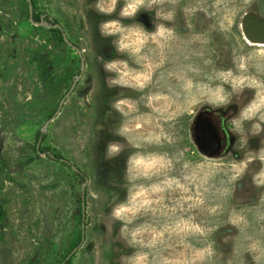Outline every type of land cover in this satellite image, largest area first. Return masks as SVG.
Listing matches in <instances>:
<instances>
[{"label": "rangeland", "instance_id": "374dc122", "mask_svg": "<svg viewBox=\"0 0 264 264\" xmlns=\"http://www.w3.org/2000/svg\"><path fill=\"white\" fill-rule=\"evenodd\" d=\"M34 2L37 24L31 22L28 0H0V211L5 214L0 221V264H120V257L137 250L127 246L121 223L110 215L131 187L124 169L135 149L110 131L124 119L130 120L134 139L161 129L171 137V143L144 145L142 150L168 153L173 168L134 182L158 189L138 198L149 203L128 225L130 230L143 228L145 241L155 237V245L143 249L151 264H182L193 247L208 239L216 241L217 264H226L229 258H240L232 256V249L243 251L248 237L264 241V188L252 184L260 161L249 164L236 183L230 180L235 158L253 155L231 133L229 118L236 105L224 118L229 145L219 155L207 156L197 147L194 132L199 114L206 110L185 111L181 90L185 78L201 80L218 70L242 71L264 80V44L250 46L240 28L246 13L264 16V0H179L165 5L177 9L172 23L177 39L162 52L151 44L146 47L153 62L162 63L143 93L105 83L108 74L100 57H128L113 51L98 25L120 19L123 0L111 15L96 10L98 2L108 0ZM224 13L229 30L220 31L218 21ZM52 20L67 27L64 39L50 29ZM137 20L149 29L157 22L151 23L143 12L123 22ZM203 38L208 43H202ZM241 57L246 60L243 70L238 69ZM74 79L78 87L63 102ZM117 94L138 100V111L130 118L110 110ZM252 95L247 90L236 102L242 106ZM208 119L216 131L223 128V118ZM100 124L103 129L96 131ZM248 130L245 124V135ZM113 140L121 141L124 151L106 160L105 146ZM249 147L264 150V136L252 137ZM187 173L196 178L185 180ZM170 178L180 186L167 188L164 182ZM199 198L203 204L197 203ZM213 206L218 210L210 215ZM234 210L248 222L239 226V233L228 222ZM184 222L220 227L205 238L184 231ZM245 259L253 264L252 257L246 254Z\"/></svg>", "mask_w": 264, "mask_h": 264}, {"label": "clouds", "instance_id": "9594fccd", "mask_svg": "<svg viewBox=\"0 0 264 264\" xmlns=\"http://www.w3.org/2000/svg\"><path fill=\"white\" fill-rule=\"evenodd\" d=\"M120 0H108L107 3L98 2L96 10L101 15H111L116 11ZM179 0H123L119 9L120 19L103 20L98 25L101 37L109 39L113 51L124 54L128 59L110 58L103 60L102 67L106 74L105 83L109 88L123 89L128 88L143 93L152 79V73L156 67L160 66V61L153 62L152 57L145 52L146 47L151 44L161 52L167 48L172 41L177 39L175 28L172 27L173 21L177 16V9L165 7V5L177 4ZM190 12L192 9H182ZM150 16L151 23L157 21L149 29L143 22L137 20L135 23H124L125 18H135L141 13ZM228 13H224L218 21L220 31L229 30ZM202 43H208L207 38H203ZM151 51V50H149ZM246 68V60L240 58L238 69ZM183 93L184 110L203 109L210 111L215 119H221L231 105H236V111L229 118L231 133L240 140L242 145H247L251 156H243L231 166V182L236 183L247 172L249 164L260 161L262 167L252 175V184L258 188H264V150L260 147L253 150L249 147L252 137L264 136V80L255 76L244 75L242 71L234 72L231 69L218 70L214 74L206 75L201 80H194L190 77L181 82ZM247 90H251V99L242 106L236 102V98L243 96ZM149 99H151L149 97ZM110 110L115 111L121 117L130 118L138 111V100L129 96H120L110 103ZM245 124L249 125L248 133L245 135ZM103 125L97 126L96 131L102 130ZM113 135L122 137L123 141L129 144L135 151H132L126 159L124 176L131 184L128 189V196L124 201L116 204L111 209V217L114 221L121 223L120 235L128 247L137 249L131 255L120 257V264H151L149 252L143 249L152 248L156 239L145 241L142 236L144 229L136 227L129 229L128 225L133 223L136 214L140 212L144 204L149 203L147 199L141 202L138 198L150 191L158 190L156 187H145L143 184L134 183L140 178H148L157 175L174 166V160L166 152L143 151L144 145H160L164 142L171 143L169 137L163 129L150 131L148 134L134 139L130 133V120H122L117 127L111 128ZM124 151V145L119 140H113L106 144L104 159L112 160ZM187 167V165H185ZM196 177L192 173H187L185 180L192 181ZM180 186L176 178H170L164 182L167 188L173 185ZM162 190V189H161ZM235 190H233L234 193ZM227 194V190H225ZM203 199L197 200L198 204H203ZM218 206L209 209V214H215ZM264 219V218H262ZM231 225L240 231V225H247L246 217L239 211H233L229 216ZM184 231L199 234L201 237H208L216 232L220 226L202 225L197 223L187 224ZM249 243L240 251L235 246L232 249V256H239V259L229 258L226 264H246V254L252 257L253 264H264V241L248 237ZM218 249L216 241L208 239L201 247H193L191 254L182 264H217ZM164 264H168L167 261Z\"/></svg>", "mask_w": 264, "mask_h": 264}, {"label": "water", "instance_id": "95a60500", "mask_svg": "<svg viewBox=\"0 0 264 264\" xmlns=\"http://www.w3.org/2000/svg\"><path fill=\"white\" fill-rule=\"evenodd\" d=\"M29 2V8H30V18L31 22L37 24L33 19L34 14V6L32 0H28ZM255 17V20L253 21L252 18ZM243 33L245 36V39L247 41H250L251 43L255 44H264V20L259 16H255L254 14H247L243 20L242 24ZM82 73L79 78H81ZM78 80L76 79L73 83V86L69 93L66 95V97L62 100L63 102L66 101V99L72 94L73 90H75ZM55 116L50 120H54ZM200 125V115L198 116L195 126H194V132H195V142L197 144V147L207 156H215L216 154H220L221 152V145L220 141L218 139L217 133L214 131L213 127H210L209 123L204 121V126H201L204 128L205 140L204 143L202 141V137L204 139L203 134H200L199 130ZM200 132V133H199ZM207 143L209 145V148L205 149L204 144Z\"/></svg>", "mask_w": 264, "mask_h": 264}, {"label": "flooded vegetation", "instance_id": "af4514ba", "mask_svg": "<svg viewBox=\"0 0 264 264\" xmlns=\"http://www.w3.org/2000/svg\"><path fill=\"white\" fill-rule=\"evenodd\" d=\"M32 2H33V0H32ZM34 6V5H33ZM247 14H254L255 16H260L263 20H264V16H262V15H260V14H258V13H256V12H249V13H246L244 16H243V18H242V20H241V26H240V28H241V32H243V28H242V24H243V20H244V18H245V16L247 15ZM33 19H34V17H33ZM252 20L254 21L255 20V17L253 16V18H252ZM36 22V21H35ZM38 23V22H37ZM49 24H51V26H50V29H56V30H58L59 32H60V34H61V37H62V39H64V36H66V33H67V31H66V29H67V27L64 25V24H62L61 26L60 25H58L57 23H56V21H53L52 20V22L51 23H49ZM53 32V31H52ZM242 34H244V33H242ZM244 39H245V36H244ZM247 41V40H246ZM248 42V41H247ZM260 46H263V45H260ZM68 73L69 72H66V76H65V79H67L68 77H69V75H68ZM84 75L82 74V76H81V78L83 77ZM75 80V79H74ZM75 81H73V83H74ZM65 83H66V81H65ZM77 87H78V82H77V85H76V88H75V90H73V92H75L76 91V89H77ZM72 88V87H71ZM71 88H70V90H71ZM70 90H68V92H66V95L69 93V91ZM73 92H72V94H73ZM71 94V95H72ZM66 95H65V97H66ZM70 95V96H71ZM69 96V97H70ZM64 97V98H65ZM68 97V98H69ZM63 98V99H64ZM231 108H232V106H230ZM60 111V109L58 110V112ZM229 111V110H228ZM58 112H56L55 113V115L58 113ZM60 113V112H59ZM200 115V125H199V130H200V134H203V136H204V139H203V137H202V141H203V143H204V140H205V135H204V133H202L203 131H204V128L202 127V129H201V126L203 125L204 126V121H206V122H208L209 123V125H210V127H212V124H211V122H210V120L208 119V117L209 116H212L211 115V113L209 112V111H206V112H204V113H201V114H199ZM229 116V113L227 112L225 115H224V117H222L223 118V125H224V118H227ZM53 118V116L51 117V119ZM206 118V119H205ZM216 133H217V136H218V139H219V141H220V145H221V151L222 150H224L225 149V146L227 147L229 144H228V142H227V138H228V136H229V131H228V128H227V126L226 125H224L223 126V128L222 129H217V131L216 130H214ZM42 132H39V135H41L39 138V141H40V143L42 142V139H43V135L41 134ZM38 135V136H39ZM226 139V140H225ZM204 146H205V149H207V148H209V145L207 144V143H205L204 144ZM44 152H47V151H44ZM221 153V152H220ZM65 163H67V161H64Z\"/></svg>", "mask_w": 264, "mask_h": 264}, {"label": "trees", "instance_id": "16d2710c", "mask_svg": "<svg viewBox=\"0 0 264 264\" xmlns=\"http://www.w3.org/2000/svg\"><path fill=\"white\" fill-rule=\"evenodd\" d=\"M33 5H34V7H35V2H34V0H33ZM34 20L36 21V22H39L40 21V16H34ZM61 37V36H60ZM62 38V37H61ZM39 140V139H38ZM47 149L48 148H42V149H40V150H44V151H47ZM5 214H4V212H3V210L2 211H0V221H1V219L3 218V216H4Z\"/></svg>", "mask_w": 264, "mask_h": 264}, {"label": "bare ground", "instance_id": "6f19581e", "mask_svg": "<svg viewBox=\"0 0 264 264\" xmlns=\"http://www.w3.org/2000/svg\"><path fill=\"white\" fill-rule=\"evenodd\" d=\"M245 40H246V39H245ZM248 42H250V41H248ZM249 45H250V46H253V45H254V46H260V44H255V43H251V42H250ZM260 47H261V46H260Z\"/></svg>", "mask_w": 264, "mask_h": 264}]
</instances>
